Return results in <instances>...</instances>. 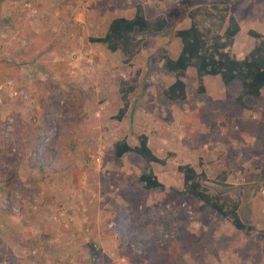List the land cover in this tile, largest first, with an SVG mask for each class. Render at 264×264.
Instances as JSON below:
<instances>
[{
  "label": "rangeland",
  "instance_id": "374dc122",
  "mask_svg": "<svg viewBox=\"0 0 264 264\" xmlns=\"http://www.w3.org/2000/svg\"><path fill=\"white\" fill-rule=\"evenodd\" d=\"M0 3L2 17L16 18L13 28L0 27V60L20 65L0 83V264H264V92L245 98L251 108H244L239 81L210 80L198 94L188 69L187 98L172 102L163 92L174 78L162 67L180 50L174 33L199 6L229 7L242 28L230 52L243 58L256 43L247 31L264 34V0ZM137 4L168 23L160 33H135L143 45L130 63L89 42L113 18L133 17ZM125 80L134 90L118 122ZM141 134L158 157L173 155L165 166L150 164L162 191L138 183L146 166L139 156L114 155L116 143L136 146ZM184 164L217 183L225 177L223 187L203 185L240 198V217L255 228L250 236L178 194ZM48 230L52 252L40 243L30 250Z\"/></svg>",
  "mask_w": 264,
  "mask_h": 264
},
{
  "label": "trees",
  "instance_id": "16d2710c",
  "mask_svg": "<svg viewBox=\"0 0 264 264\" xmlns=\"http://www.w3.org/2000/svg\"><path fill=\"white\" fill-rule=\"evenodd\" d=\"M185 17L190 22L189 26L174 33V37L180 42L177 56L175 58L165 56L162 59L163 70L174 78V81L164 90V96L172 102L185 101L187 93L184 78L187 70L193 69L198 94L205 93L204 78L207 76L220 77L224 86L236 80L241 84L237 102L242 107L248 108L244 103V98H258L264 92V34L248 30L247 35L256 43L251 51L239 59L230 52V49L240 32V25L237 18L230 13L227 5L199 6L188 12ZM15 21L14 13L10 17L1 16L0 3V27L12 26L13 28ZM215 21H218V24ZM167 23L163 15L152 19L147 18L143 6L137 4L132 19L113 18L107 26L106 33L100 37L90 38L89 42L103 45L111 53H122L123 62L130 63L140 53L143 45V39L134 40L135 33H160L166 28ZM217 27L220 28L219 33L214 30ZM27 35L35 36L29 30H27ZM19 67L20 65L10 61L0 60V83L11 79L14 70ZM131 82L133 81L120 82L122 106L114 117L118 122L122 121L129 111L128 96L134 90V86L130 85ZM44 88L48 90L47 86ZM129 153L139 156L146 163L137 179L142 188L151 192L164 190V185L155 176L150 164L165 166L167 159L173 155L167 154L164 158L156 156L148 145L146 134L139 135L137 145L133 147L125 140L115 144L116 158ZM40 172L39 180L44 182L47 177L43 168ZM177 172L182 175V190L178 192L180 196L190 195L201 201L208 207L209 212L217 213L245 236H250L255 231L253 226L245 224L240 217L239 210L242 204L240 198H232L228 194H217L203 185V183H212L223 187L225 177H219L220 183L214 182L208 179L204 171L198 172L188 164L179 165ZM23 236L22 243L25 241ZM50 239L51 231H44L38 239L28 243V248L33 250L40 243L43 252L49 255V252L53 250L49 244ZM42 261H45V258Z\"/></svg>",
  "mask_w": 264,
  "mask_h": 264
},
{
  "label": "crops",
  "instance_id": "0c3cea01",
  "mask_svg": "<svg viewBox=\"0 0 264 264\" xmlns=\"http://www.w3.org/2000/svg\"><path fill=\"white\" fill-rule=\"evenodd\" d=\"M134 16V15H133ZM120 17H123V18H126V19H132L133 17H130V18H127V17H125V16H120ZM241 31H242V28H241V26H240V32L239 33H241ZM238 36V35H237ZM236 36V37H237ZM235 40H236V38H235ZM235 40H234V43H235ZM252 50V48L249 50V51H251ZM214 79H218L220 82H221V84L224 86V84L222 83V81H221V79H220V77H218V76H215V77H213V76H207V77H205L204 78V87H205V84L207 83V82H209L210 80H214ZM234 82V81H233ZM232 82V83H233ZM231 83V84H232ZM230 84V85H231ZM230 85H228V86H230ZM227 86V87H228ZM206 88V87H205ZM240 92H241V88H240V90H239ZM239 92V93H240ZM239 95V94H238ZM247 98V97H246ZM252 98V97H251ZM237 99V98H236ZM244 100H245V98H244ZM247 104V103H246ZM249 104V103H248ZM248 107H250L251 108V106H248ZM131 147H133V146H131ZM127 154H125L124 156H126ZM123 156V157H124ZM157 156V155H156ZM123 157H121V158H123ZM159 158H161V157H159ZM120 159V158H119ZM167 164V163H166ZM3 186V185H2Z\"/></svg>",
  "mask_w": 264,
  "mask_h": 264
}]
</instances>
